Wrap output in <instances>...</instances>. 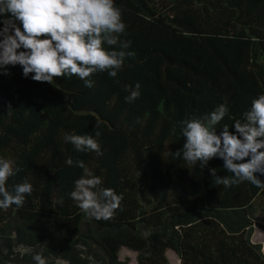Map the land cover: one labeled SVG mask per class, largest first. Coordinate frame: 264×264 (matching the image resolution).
<instances>
[{"label":"trees","instance_id":"1","mask_svg":"<svg viewBox=\"0 0 264 264\" xmlns=\"http://www.w3.org/2000/svg\"><path fill=\"white\" fill-rule=\"evenodd\" d=\"M114 3L126 25L119 38L135 53L115 78L94 73L88 88L77 76L34 81L20 65L0 73V158L19 169L6 187L33 188L23 206L0 209V264H37L36 255L44 264H129L122 248L136 252V264H169L167 250L178 264H264L251 240L254 226L264 231V189L218 185L210 169L232 175L223 159L201 168L182 151L184 122L226 105L216 134L227 125L239 135L234 123L264 94V0ZM69 134L91 135L103 155L77 151ZM76 161L101 179L98 189L123 197L112 218L96 220L71 198L83 174Z\"/></svg>","mask_w":264,"mask_h":264},{"label":"clouds","instance_id":"2","mask_svg":"<svg viewBox=\"0 0 264 264\" xmlns=\"http://www.w3.org/2000/svg\"><path fill=\"white\" fill-rule=\"evenodd\" d=\"M7 13H11V18L3 20L4 27L0 30L3 37L0 40V73L5 75L8 65H20L24 77L34 73L31 79L37 82L52 83L56 77L77 76L86 87L92 88L94 81L88 78L94 73L107 72L115 78L125 57L135 55L125 51L130 42L119 38L126 25L114 0H0V16ZM16 20L22 23L23 30L16 25ZM105 43L118 50H106ZM21 48L24 50L18 52ZM139 89V83L134 90L126 86V90H130L126 101L131 103L138 99ZM227 112V106L220 105L203 118L184 122L183 159L192 166L200 161L203 168L211 159L219 157L232 175L220 177L216 169H210L214 183L229 187L247 181L264 189V182L256 175H264V151H261L264 149V94L252 101L250 110L244 113L243 123H234L239 135L231 134L227 125L216 134V126ZM96 136H100L99 131ZM65 140L77 151L103 155L91 135L69 134ZM175 154L179 155L180 151ZM66 163L72 166L74 161L68 158ZM13 165L12 160L0 158V209L4 210L13 205L23 206L26 195L33 191L28 182L16 185L14 192L7 189V180L19 171ZM75 165L83 169V174L70 193L73 201L96 220L112 218L123 197L111 189H98L101 179L94 176L83 161H76ZM34 259L37 264H44L40 255Z\"/></svg>","mask_w":264,"mask_h":264},{"label":"rangeland","instance_id":"3","mask_svg":"<svg viewBox=\"0 0 264 264\" xmlns=\"http://www.w3.org/2000/svg\"><path fill=\"white\" fill-rule=\"evenodd\" d=\"M251 240L255 243L260 244L261 249L264 253V232L260 228L255 226L253 227ZM166 256L168 258L169 264H178L179 259L175 252H173L172 250H167ZM119 258L120 260H124L128 258L129 264H136V252L129 250L127 248H122L120 250ZM56 264H68V263L64 260H56ZM93 264H97V263H93Z\"/></svg>","mask_w":264,"mask_h":264},{"label":"crops","instance_id":"4","mask_svg":"<svg viewBox=\"0 0 264 264\" xmlns=\"http://www.w3.org/2000/svg\"><path fill=\"white\" fill-rule=\"evenodd\" d=\"M263 231V230H262ZM264 232V231H263ZM253 242V241H252ZM255 243V242H254Z\"/></svg>","mask_w":264,"mask_h":264}]
</instances>
